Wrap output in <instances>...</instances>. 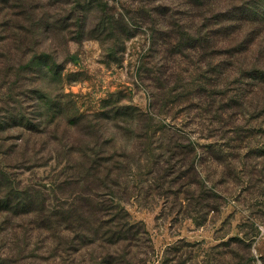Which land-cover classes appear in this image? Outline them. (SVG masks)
Returning <instances> with one entry per match:
<instances>
[{"label":"rangeland","instance_id":"374dc122","mask_svg":"<svg viewBox=\"0 0 264 264\" xmlns=\"http://www.w3.org/2000/svg\"><path fill=\"white\" fill-rule=\"evenodd\" d=\"M5 1L0 264H264V116L162 50L176 3Z\"/></svg>","mask_w":264,"mask_h":264},{"label":"trees","instance_id":"16d2710c","mask_svg":"<svg viewBox=\"0 0 264 264\" xmlns=\"http://www.w3.org/2000/svg\"><path fill=\"white\" fill-rule=\"evenodd\" d=\"M63 1L56 0L54 4ZM170 1L176 4L169 7L161 1L154 6L157 23L163 26L167 40L159 43L162 50L168 52L171 60L179 58L185 59L187 64L192 62V67L195 54H200L198 64L206 69L203 82L208 88L201 91L202 97L213 98L211 93L217 88L220 92L218 101L222 105L238 110L247 108L253 119L264 116V0ZM66 3L72 6L69 19L77 16V11L91 7L89 4L77 7L73 5L74 1ZM157 23L154 20V35L159 32ZM86 29L87 25L83 23L79 32L85 33ZM105 31L126 36L124 29L112 22H108ZM242 81H246L244 86L250 87L249 91L237 89V84ZM222 108L219 113L223 112ZM98 166H101L100 162Z\"/></svg>","mask_w":264,"mask_h":264}]
</instances>
